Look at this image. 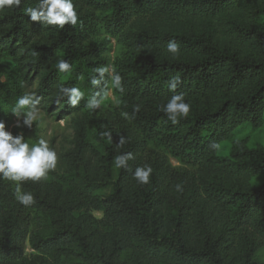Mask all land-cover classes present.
<instances>
[{"label": "trees", "instance_id": "trees-1", "mask_svg": "<svg viewBox=\"0 0 264 264\" xmlns=\"http://www.w3.org/2000/svg\"><path fill=\"white\" fill-rule=\"evenodd\" d=\"M73 3L78 23L63 29L29 21L25 9L38 0L0 10V122L29 91L36 109L72 116L74 130L56 169L21 184L31 206L0 179V264H264V145L244 136L264 124V0ZM99 35L123 47L112 66L123 91L95 72L111 67ZM170 40L178 55L166 51ZM61 59L69 73L57 69ZM61 85L84 93L77 105ZM105 92L114 104L87 109ZM180 93L191 109L173 124L161 106ZM128 152L127 168H115ZM144 165L147 185L133 176Z\"/></svg>", "mask_w": 264, "mask_h": 264}, {"label": "clouds", "instance_id": "clouds-1", "mask_svg": "<svg viewBox=\"0 0 264 264\" xmlns=\"http://www.w3.org/2000/svg\"><path fill=\"white\" fill-rule=\"evenodd\" d=\"M21 2L22 0H0V10L13 7L18 8ZM25 14L29 17L30 22L43 20L46 25L57 26L60 29H63L69 23L72 26H76L79 20L73 0H38L37 6H29L25 9ZM166 51L173 55H178L180 48L175 40H170ZM56 67L61 73H69L72 69V65L63 59L57 62ZM95 72H98L101 77L105 73H108L112 78L113 86L123 91L122 77L114 68L100 67L95 69ZM99 83V80L94 77L92 78L91 84L93 86ZM180 84V77L174 76L167 82V88L169 91L175 93ZM59 94L68 96L73 106L77 105L84 96V93L79 88L65 87L63 85H61ZM96 95L98 93L92 96L87 109L92 110L100 107L101 102H104L109 96L108 92H105L102 101H98ZM39 102L35 92L25 91L12 107L11 113L16 117H20L23 114L25 116L24 124L31 128L33 123L40 119L38 109L35 107ZM190 109L191 105L185 101L183 93L172 95L168 102L161 106V110L173 124L177 123V117H187ZM61 124H63V121H61ZM16 126L20 127L19 124ZM125 143L126 139L122 137L118 147L123 146ZM132 159H134V156L130 152L119 154L114 157L113 165L117 169H125L127 168V161ZM57 160L56 151L49 146L46 139L40 138L37 143L30 146L29 143L25 142L23 134L13 136L10 132L6 131L5 123L0 122V179L16 183L15 198L18 203L25 207L34 204L35 198L33 194L22 192L21 184L27 181H41L50 171L56 169ZM152 172L151 166L144 165L138 167L133 176L139 184L147 185L150 182ZM176 188L177 191L182 190L180 185H177Z\"/></svg>", "mask_w": 264, "mask_h": 264}, {"label": "rangeland", "instance_id": "rangeland-1", "mask_svg": "<svg viewBox=\"0 0 264 264\" xmlns=\"http://www.w3.org/2000/svg\"><path fill=\"white\" fill-rule=\"evenodd\" d=\"M97 41L107 42L108 51L106 52V56L108 57L110 66L112 67L114 62L122 55V45L117 39L106 35H99L94 39V42ZM5 66V62L0 59V74L5 70ZM4 75H7V73H4ZM108 94L109 96L105 99V103L107 102V104H110L112 102L114 104L115 97L113 93L109 92ZM38 112L40 114V119L34 122L31 128L24 124L25 116L23 114L20 117L13 115L11 122L6 126V131L10 132L14 136L13 130L17 128L19 135L23 134L25 140L30 146L37 143L40 138H44L48 141L49 146L56 151L57 157H59L61 152L68 149L72 145L74 136V130L71 126L72 116H68L65 119H58L57 117L46 113L44 110L38 109ZM61 121H63V124H61ZM17 124H19L20 127H17ZM244 136L252 146L257 144L264 145V124L260 128L246 131ZM224 148L226 149L227 145H225ZM173 162L175 165H178L175 160H173ZM95 215L97 217L102 216L99 212H95ZM27 251L32 253L33 249L28 246Z\"/></svg>", "mask_w": 264, "mask_h": 264}]
</instances>
